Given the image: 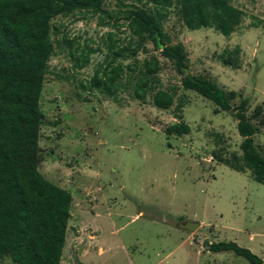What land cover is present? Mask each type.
<instances>
[{
  "label": "rangeland",
  "instance_id": "1",
  "mask_svg": "<svg viewBox=\"0 0 264 264\" xmlns=\"http://www.w3.org/2000/svg\"><path fill=\"white\" fill-rule=\"evenodd\" d=\"M243 12L235 31L223 36L213 28L189 30L172 4L162 19L169 43L181 42L188 72L214 81L224 90L248 98L247 114L260 108L264 120V0H232ZM145 8L151 4L138 3ZM109 13L75 11L51 20L53 52L44 76L40 105L39 172L71 192L61 264H250L231 251H208L206 243L235 241L264 257V185L249 170L236 171L213 156L241 154L242 138L229 111H216L209 100L181 86L173 63L148 40L132 38L135 55L156 57L159 83L174 95L167 110L134 98L124 78L112 99L98 89H84L106 53L107 33L120 44L130 37L125 7L104 0ZM257 24V27L253 25ZM62 36L95 51L81 69L72 65ZM240 47L239 68L224 65L225 49ZM183 102L176 109V102ZM184 122L189 132L167 134V126ZM255 121V120H253ZM264 156V124L253 137ZM195 221L192 232L178 228ZM1 264H14L5 257Z\"/></svg>",
  "mask_w": 264,
  "mask_h": 264
},
{
  "label": "trees",
  "instance_id": "2",
  "mask_svg": "<svg viewBox=\"0 0 264 264\" xmlns=\"http://www.w3.org/2000/svg\"><path fill=\"white\" fill-rule=\"evenodd\" d=\"M104 0H0V264L9 257L14 264H61L66 231L70 217L71 192L49 180L38 170L39 129L44 112L40 105L44 76L53 52L51 20L57 15L75 11L95 14ZM143 0H119L125 7L130 37L120 44L111 32L107 33L106 53L93 70L92 76L81 86L98 89L113 100L121 80L132 82L134 98L145 101L151 90V102L167 110L174 103V95L154 89L159 83L160 64L156 57L123 65L120 60L135 55L132 38L148 40L176 71L182 75L181 86L212 102L216 111H229L237 121V132L242 138L238 145L241 154L213 157L236 171L249 170L252 179L264 185V156L254 146V135L264 124L260 108L248 115V98L237 97L235 90H224L211 79L188 72L187 54L181 42L169 43L162 29V19L175 4L180 18L189 30L213 28L229 36L239 26L243 12L232 0H145L151 8L138 4ZM264 24V20L258 21ZM257 27V24L253 25ZM72 65L81 69L89 64L95 50L80 45L77 40L62 36ZM240 47L225 49L220 55L224 65L239 68ZM183 102L175 104L181 109ZM255 120V121H253ZM165 132L187 134L189 126L175 122ZM208 251H231L250 264H264L261 258L235 241L206 243Z\"/></svg>",
  "mask_w": 264,
  "mask_h": 264
},
{
  "label": "water",
  "instance_id": "3",
  "mask_svg": "<svg viewBox=\"0 0 264 264\" xmlns=\"http://www.w3.org/2000/svg\"><path fill=\"white\" fill-rule=\"evenodd\" d=\"M200 226V223L195 221H185L178 224V228L187 230L189 232L195 231Z\"/></svg>",
  "mask_w": 264,
  "mask_h": 264
}]
</instances>
